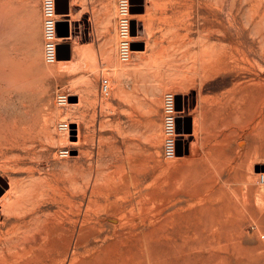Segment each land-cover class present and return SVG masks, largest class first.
<instances>
[{
    "label": "rangeland",
    "instance_id": "rangeland-1",
    "mask_svg": "<svg viewBox=\"0 0 264 264\" xmlns=\"http://www.w3.org/2000/svg\"><path fill=\"white\" fill-rule=\"evenodd\" d=\"M71 2L73 61L49 63L41 0H0V264H264V170L254 169L264 164V62L247 48L257 46L255 22L264 33V0H223L227 24L236 4L244 42L224 38L221 60L196 71L192 59L218 36L196 12L201 0H130L128 60L118 53V0ZM58 92L68 93L63 105ZM166 93L182 139L169 159Z\"/></svg>",
    "mask_w": 264,
    "mask_h": 264
},
{
    "label": "bare ground",
    "instance_id": "bare-ground-1",
    "mask_svg": "<svg viewBox=\"0 0 264 264\" xmlns=\"http://www.w3.org/2000/svg\"><path fill=\"white\" fill-rule=\"evenodd\" d=\"M194 1V0H193ZM234 1V0H233ZM213 2H215L216 3V6L215 7H213L212 5V3ZM234 5H236V4H231V6H230V8H229V13L232 15L231 16V21H229V24H227L226 23V19H225V17H224V5H223V0H201V2L199 3L198 2V5H197V8H196V12H197V14L199 15V17H201L202 18V20H203V26H207V29H212V31H215V32H217V34H218V36H217V38L215 39L216 41H214V42H208V43H206L205 44V46L204 47H200V49H199V51H198V55H196L193 59H192V61H191V69H193V70H197L198 68H204V67H206V66H208L210 63H213V64H215V63H218L220 60H221V42H222V40H224V38H228L229 40H236L238 43H240L241 44V42H244V40H243V31L241 30V28L240 27H243V25L245 24H243V23H239V22H236L235 20H236V17H234L233 16V14L234 13H231L232 12V10H233V8H234ZM199 8H201V9H203V11L201 10V11H199ZM263 15H264V12L262 13V15H259V20H261V21H264V19H263ZM256 17V16H255ZM228 19H230V18H228ZM254 19V18H253ZM250 20V19H249ZM251 21V20H250ZM246 22V21H245ZM251 23V22H250ZM234 28V31L233 32H231L230 31V28ZM253 27H254V30H249L250 31V33H248V34H250L251 35V42H256L257 43V46H252V45H246L247 46V48H248V50L251 52V53H253L254 55H257L258 56V58L262 61V62H264V33L263 32H261V31H258V28H257V24H256V22L253 24ZM251 28V27H250ZM253 29V28H252ZM253 32V33H252ZM248 36V35H247ZM208 40V39H207ZM246 40V39H245ZM230 45V44H229ZM231 46H232V44H231ZM235 46V45H234ZM233 47V46H232ZM244 47V46H243ZM240 49V48H239ZM237 51V50H236ZM131 52V51H130ZM246 52V51H245ZM244 52V53H245ZM130 56V55H129ZM233 56H235V55H233ZM128 58L129 57H127V60H128ZM237 59V58H236ZM246 59V58H245ZM249 59V58H248ZM249 60H251V58L249 59ZM257 60V59H256ZM58 61V60H57ZM261 61H259V62H261ZM256 62V61H255ZM244 63V62H243ZM221 64V63H220ZM248 64V63H247ZM246 64V65H247ZM254 64V63H253ZM257 64H258V62H257ZM261 64V63H260ZM258 66H259V64H258ZM261 67V66H260ZM256 68V67H255ZM259 68V67H258ZM242 69H243V67H242ZM252 69V68H251ZM199 70V69H198ZM248 70V69H247ZM229 71V70H228ZM227 71V72H228ZM251 71V70H250ZM249 72V71H248ZM199 73V72H198ZM210 73V72H209ZM212 73V72H211ZM225 73V72H224ZM244 73V72H243ZM251 73V72H250ZM254 73V72H253ZM219 74V73H218ZM252 74V73H251ZM209 75H211V74H209ZM254 75V74H253ZM257 75V74H256ZM243 76V75H242ZM248 76V75H247ZM258 76V75H257ZM264 77V76H263ZM259 78V77H258ZM262 79V78H261ZM264 79V78H263ZM244 80V79H243ZM250 80H251V78H250ZM259 80V79H258ZM246 82V81H245ZM262 83V82H261ZM262 91V90H261ZM260 92V91H259ZM258 92V93H259ZM262 92H264V91H262ZM255 94H256V92H255ZM257 96V95H256ZM256 98H258L259 99V97H256ZM256 100V99H255ZM262 100V99H261ZM264 100V99H263ZM251 101H253V100H251ZM4 102V101H3ZM256 102V101H255ZM264 102V101H263ZM247 104V103H246ZM260 104V103H259ZM7 106V105H6ZM12 106V105H11ZM5 107V106H4ZM258 107H260V106H258ZM11 108V107H10ZM263 108V107H262ZM7 109V108H6ZM258 109V108H257ZM264 110V109H263ZM261 112V111H260ZM256 113V112H255ZM28 115V114H27ZM13 118V117H12ZM3 121V120H2ZM10 123V122H9ZM25 124V123H24ZM15 127V126H14ZM13 127V128H14ZM5 128V127H4ZM16 129V128H15ZM19 129V128H18ZM2 131V130H1ZM8 131V130H7ZM16 133H17V131H16ZM21 133V132H20ZM25 134V133H24ZM2 135V134H1ZM6 135V134H5ZM11 135V134H10ZM7 136V135H6ZM33 136V135H32ZM27 137V136H26ZM25 137V138H26ZM35 137V136H34ZM1 138V137H0ZM3 138V137H2ZM8 138V137H7ZM11 139V138H10ZM13 139V138H12ZM29 139V138H28ZM35 139V138H34ZM7 141V140H6ZM4 142V141H3ZM9 142V141H8ZM20 142V141H19ZM22 143V142H21ZM25 143V142H24ZM29 143H31V142H29ZM17 144V143H16ZM19 144V143H18ZM5 145V144H4ZM12 147V146H11ZM15 147V146H14ZM20 147V146H19ZM21 148V147H20ZM24 148V147H23ZM60 150L62 149V148H59ZM33 150V149H32ZM26 151H28V150H26ZM60 151L58 150V155H60L61 153H59ZM34 153V152H33ZM68 153H66V155H67ZM60 156H64V155H60ZM19 159V158H18ZM43 186V185H42ZM143 192V191H142ZM66 193V192H65ZM80 193V192H79ZM133 193V192H132ZM45 194V193H44ZM49 194V193H48ZM131 194V193H130ZM64 195V194H63ZM74 195V194H73ZM132 195V194H131ZM127 196V195H126ZM125 196V197H126ZM141 196H143V195H141ZM66 197H68V196H66ZM122 197H124V196H122ZM114 198H116V197H114ZM45 199V198H44ZM63 199V198H62ZM72 199V198H71ZM83 199V198H82ZM108 199V198H107ZM117 199V198H116ZM115 199V200H116ZM128 199H129V197H128ZM50 200V199H49ZM60 200V199H59ZM111 200H113V199H111ZM70 201V200H69ZM108 201L109 200H107V203H108ZM121 201V200H120ZM34 202V201H33ZM64 202V201H63ZM74 202V201H73ZM110 202V201H109ZM117 202V201H116ZM122 202H123V200H122ZM136 206L135 207H137V209H138V212L142 209V205L144 204L143 203V201H142V199H136ZM75 203V202H74ZM105 203V202H104ZM104 203H102V204H104ZM114 203V202H113ZM118 203H119V201H118ZM56 204V203H55ZM77 204H79V203H77ZM84 204V203H83ZM130 204V203H129ZM73 205V204H72ZM115 205H117V203L116 204H114V206ZM123 205V204H122ZM132 205V204H131ZM146 206H147V204H145ZM84 206V205H83ZM90 206V205H89ZM102 206V205H101ZM119 206V205H118ZM117 206V207H118ZM121 206V205H120ZM119 206V207H120ZM104 207V206H103ZM129 207H130V205H129ZM134 207V206H133ZM148 207V206H147ZM18 208V207H17ZM62 208H63V206H62ZM73 207H71V209H72ZM75 208V207H74ZM90 208H92V207H90ZM125 209H126V207H124ZM154 208H155V206H154ZM59 209V208H58ZM61 209V208H60ZM65 209V208H64ZM79 209H80V207H79ZM82 209H83V207H82ZM93 209V208H92ZM95 209V208H94ZM63 210V209H62ZM76 210H78V206H77V209H75V211ZM91 210V209H90ZM104 210V209H103ZM108 210H110V209H108ZM107 210V211H108ZM135 210V209H134ZM20 211V210H19ZM58 211V210H57ZM65 211V210H64ZM82 211V210H81ZM80 211V212H81ZM86 211H87V209H86ZM107 211H103V213L105 212H107ZM131 211V210H130ZM158 211H159V209L158 208H155V210H154V213H155V215H156V213H158ZM6 212V211H5ZM37 212V211H36ZM68 212V211H67ZM67 212H66V215H67ZM79 212V213H80ZM118 211H116V213H117ZM145 212V211H144ZM144 212H142V213H144ZM160 212V211H159ZM57 213V212H56ZM63 213V212H62ZM61 213V214H62ZM100 213V212H99ZM104 213V214H105ZM119 213V212H118ZM121 214H117V216H114V214H113V217L112 218H114V219H116V221H118V220H121V219H123V217H124V212L122 213V212H120ZM15 214H16V212H15ZM61 214H60V216H61ZM71 214H74V211H73V213H71ZM91 214V213H90ZM134 214V213H133ZM141 214V213H140ZM63 215H64V213H63ZM76 215H78V214H76ZM92 215V214H91ZM95 215H96V213H95ZM65 216V215H64ZM71 216V215H70ZM86 216V215H85ZM97 216V215H96ZM125 216H127V215H125ZM128 216H130V215H128ZM135 216V215H134ZM141 216V215H140ZM158 216V215H157ZM58 217V216H57ZM69 217V216H68ZM67 217V218H68ZM76 217V216H75ZM101 217V216H100ZM137 217V216H136ZM152 217V216H151ZM150 217V218H151ZM154 217H156V216H154ZM64 218V217H63ZM70 218V217H69ZM96 218H99V217H96ZM95 218V219H96ZM102 218V217H101ZM132 218V217H131ZM157 218V217H156ZM59 219H61V218H59ZM75 219H77V218H75ZM79 219V218H78ZM124 219H125V217H124ZM135 219V221L137 220V218H134ZM134 219H133V223H134ZM144 219V218H143ZM63 220V219H62ZM65 220V219H64ZM70 220H72V218L70 219ZM157 220H159V219H157ZM65 221H67V220H65ZM79 221V220H78ZM99 221V220H98ZM102 221V220H101ZM107 221V220H106ZM127 221H128V219H127ZM130 221V220H129ZM128 221V222H129ZM153 221V220H152ZM54 222V221H53ZM63 222V221H62ZM76 222V221H75ZM137 222V221H136ZM159 222V221H158ZM11 223V222H10ZM74 223V222H73ZM84 223H86V222H84ZM130 223V222H129ZM144 223V222H143ZM155 223V222H154ZM69 224H70V222H69ZM83 224V223H82ZM92 224V223H91ZM115 224H116V222H115ZM115 224H112V225H115ZM118 224V223H117ZM132 224V223H131ZM130 224V225H131ZM137 224H139V223H137ZM157 224V223H156ZM55 225L56 224H54V227H55ZM68 225V224H67ZM77 225H79V223L77 224ZM86 225V224H85ZM88 225V224H87ZM97 225L98 224H96V227H97ZM126 225V224H125ZM133 225V224H132ZM135 225V224H134ZM152 225V224H151ZM84 226V225H83ZM92 226H94V225H92ZM122 226V225H121ZM128 226V225H127ZM141 226V225H140ZM70 227V226H69ZM101 227V226H100ZM154 227V226H153ZM8 228V227H7ZM10 228V227H9ZM13 228V227H12ZM76 228V227H75ZM81 228V227H80ZM85 228V227H84ZM116 228V227H115ZM121 228V227H120ZM150 228H152V227H150ZM10 230V229H9ZM153 230V229H152ZM58 231V230H57ZM89 231V230H88ZM114 231V230H113ZM144 231V230H143ZM143 231H142V233H143ZM13 232V231H12ZM63 232H65V231H63ZM70 232V231H69ZM76 232V231H75ZM112 232V231H111ZM132 232V231H131ZM145 232V231H144ZM147 232V231H146ZM149 232V231H148ZM1 233V232H0ZM136 233V232H135ZM138 234H139V231L137 232ZM136 233V234H137ZM15 234V233H14ZM45 234V233H44ZM58 234H59V232H58ZM65 234V233H64ZM94 234V233H93ZM141 234V233H140ZM37 235V234H36ZM56 235V234H55ZM90 235V234H89ZM118 235H120V234H118ZM122 235V234H121ZM86 236H88V235H86ZM128 236V235H127ZM137 236V235H136ZM142 236H143V234H142ZM35 237V236H34ZM73 237V236H72ZM114 237H115V234H114ZM117 237V236H116ZM129 237V236H128ZM127 237V238H128ZM139 237V236H138ZM2 238V237H1ZM50 238V237H49ZM56 238V237H55ZM74 238V237H73ZM119 238V237H118ZM121 238H122V236H121ZM126 237H124L123 239H125ZM147 238V237H146ZM70 239V238H69ZM83 239V238H82ZM122 239V240H123ZM24 240H26V239H24ZM127 240V239H126ZM7 241V240H6ZM46 241V240H45ZM77 241V240H76ZM83 241V240H82ZM114 241V240H113ZM119 241V240H118ZM138 241H140V240H138ZM10 242V241H9ZM31 242V241H30ZM42 242V241H41ZM46 242H48V241H46ZM116 242H117V240H116ZM115 242V243H116ZM141 242H142V238H141ZM32 243V242H31ZM42 243H44V242H42ZM72 243H73V241H72ZM126 243V242H125ZM137 243V242H136ZM5 244V243H4ZM21 244V243H20ZM34 244V243H33ZM32 244V245H33ZM41 244V243H40ZM139 244V243H138ZM31 245V244H30ZM29 245V246H30ZM60 245V244H59ZM75 245V244H74ZM78 245V244H77ZM12 245H10V247H11ZM38 246V245H37ZM45 246H46V244H45ZM44 246V247H45ZM71 246V245H70ZM117 246V245H116ZM135 246V245H134ZM141 246H143V245H141ZM4 247V246H3ZM27 247V246H26ZM39 247H41V246H39ZM48 247H49V245H48ZM51 247V246H50ZM132 248H133V246H131ZM32 248V247H31ZM37 248V247H36ZM35 248V249H36ZM56 248V247H55ZM73 248V247H72ZM83 248V247H82ZM89 248V247H88ZM98 248V247H97ZM136 248V247H135ZM1 249V248H0ZM12 249V248H11ZM15 249V248H14ZM26 249V248H25ZM52 249V248H51ZM58 249V248H57ZM63 249H64V247H63ZM87 249V248H86ZM93 249V248H92ZM19 250H20V248H19ZM18 250V251H19ZM46 250H48V248L46 249ZM56 250V249H55ZM58 250H60V249H58ZM32 252H33V250H31ZM49 251V250H48ZM61 251H62V249H61ZM70 251V250H69ZM134 251H136V250H134ZM16 252V251H15ZM22 252V251H21ZM46 252V251H45ZM51 252V251H50ZM60 252V251H59ZM75 252V251H74ZM78 252V251H77ZM90 252V251H89ZM6 253V252H5ZM43 253V252H42ZM54 253V252H53ZM61 253V252H60ZM60 253H59V255H60ZM66 253V252H65ZM71 253H72V251H71ZM70 253V254H71ZM82 253V252H81ZM80 253V254H81ZM9 254V253H8ZM21 254V253H20ZM40 254V253H39ZM49 254H51V253H49ZM55 254V253H54ZM58 254V253H57ZM80 254H79V256H80ZM137 254V253H136ZM141 254H142V251H141ZM41 255H43V254H41ZM68 255V254H67ZM73 255V254H72ZM126 255V254H125ZM14 256H15V254H14ZM33 256V255H32ZM48 256V255H47ZM57 256V255H56ZM75 256V255H74ZM73 256V257H74ZM76 256H78V255H76ZM75 256V257H76ZM83 256V255H82ZM129 256V255H128ZM138 256V255H137ZM38 257V256H37ZM41 257V256H40ZM70 257V256H69ZM127 257V256H126ZM15 258V257H14ZM30 258V257H29ZM43 258V257H42ZM46 258V257H45ZM52 258V257H51ZM63 258H64V256H63ZM92 258V257H91ZM12 259V258H11ZM17 259V258H16ZM38 259V258H37ZM55 259V258H54ZM57 259V258H56ZM125 259H127V258H124L123 260H125ZM2 260V259H1ZM7 260V259H6ZM26 260V259H25ZM41 260V259H40ZM39 260V261H40ZM51 260V259H50ZM60 260V259H59ZM58 260V261H59ZM62 260V259H61ZM66 260V259H65ZM70 260V259H69ZM71 260H73V259H71ZM119 260H122V259H119ZM30 261V260H29ZM67 261H68V258H67ZM5 262V261H4ZM17 262V261H16ZM41 262H43V261H41ZM45 262V261H44ZM43 262V263H44ZM119 262V261H118ZM126 262V261H125ZM124 262V264H127V263H125ZM23 263V262H22ZM37 263V262H36ZM56 263V262H55ZM54 263V264H55ZM58 263V262H57ZM67 263V262H66ZM119 263H122V262H119ZM2 264V263H1ZM40 264V263H39ZM42 264V263H41ZM52 264V263H51ZM59 264V263H58ZM68 264H70V263H68Z\"/></svg>",
    "mask_w": 264,
    "mask_h": 264
},
{
    "label": "built area",
    "instance_id": "built-area-1",
    "mask_svg": "<svg viewBox=\"0 0 264 264\" xmlns=\"http://www.w3.org/2000/svg\"><path fill=\"white\" fill-rule=\"evenodd\" d=\"M130 0H118V53L122 60H126L130 55L132 41L129 38L131 34L130 17L129 14ZM42 10V34H43V56L46 62H53L57 60V43L59 37L56 34V21L59 13L56 12L55 0H41ZM110 78L102 75L99 80V94L104 95L109 92ZM68 93L58 92L55 96L56 104L63 105L67 102ZM173 95L166 93L163 97V141L162 150L165 158H172L176 156L178 144L182 139L178 138L176 133V114L173 107ZM69 123L65 120H60L57 123V128L68 131ZM59 153L66 155L67 148L59 149ZM60 154V155H61ZM258 182L264 183V171L258 172Z\"/></svg>",
    "mask_w": 264,
    "mask_h": 264
},
{
    "label": "water",
    "instance_id": "water-1",
    "mask_svg": "<svg viewBox=\"0 0 264 264\" xmlns=\"http://www.w3.org/2000/svg\"><path fill=\"white\" fill-rule=\"evenodd\" d=\"M60 1H64L65 2L64 8L59 5ZM55 3H56V12L57 13H60V14L68 13L67 0H55ZM130 23H131V25H130L131 26V34H134L135 33L136 22H135L134 19H131ZM63 25L65 27L64 28L65 30H63ZM56 34L59 37L67 36L69 34L67 20L58 19L56 21ZM135 43H137V42H132V45L135 44ZM63 48H66V50H68V43H66V42L57 43V58H64L61 55V51H62ZM69 98L75 99V96H70ZM175 107H176V109H180L181 108V102H180V95L179 94H177L175 96ZM72 126H74V125L72 124ZM72 133H74V129H72ZM254 169H255V171L264 170V164L255 165ZM2 191L3 190L0 187V194L2 193Z\"/></svg>",
    "mask_w": 264,
    "mask_h": 264
},
{
    "label": "crops",
    "instance_id": "crops-1",
    "mask_svg": "<svg viewBox=\"0 0 264 264\" xmlns=\"http://www.w3.org/2000/svg\"><path fill=\"white\" fill-rule=\"evenodd\" d=\"M71 4H72L71 0H67L68 13H66V14H60L59 13V15H58V19H65V20H67V22H68V30H69V34L67 36L59 37L58 43L59 42H66V43H68V50H66V48H63L62 51H61V55L65 59L68 58L67 61H71L72 62L73 61V54H74L72 39H73V36H75L73 34L74 33L73 32V29H74V27H75V25L77 23H76V20H74L72 18V6H71ZM59 5L64 8L65 2L64 1H60L59 2ZM97 27H99V26L97 25ZM64 28L65 27L63 25V30H65ZM76 72H78V71H76ZM81 75H82V73L78 74L77 77L78 76H81Z\"/></svg>",
    "mask_w": 264,
    "mask_h": 264
}]
</instances>
